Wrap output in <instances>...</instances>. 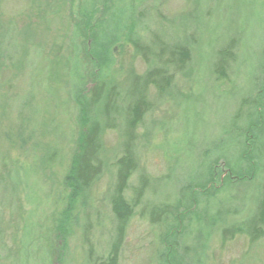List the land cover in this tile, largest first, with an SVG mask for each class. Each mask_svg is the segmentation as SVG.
Instances as JSON below:
<instances>
[{
  "label": "rangeland",
  "instance_id": "374dc122",
  "mask_svg": "<svg viewBox=\"0 0 264 264\" xmlns=\"http://www.w3.org/2000/svg\"><path fill=\"white\" fill-rule=\"evenodd\" d=\"M120 1L0 0V264H98L107 255L114 231L113 163L121 151L132 84L164 68L168 53L180 46L190 50L189 63L162 96L149 91L152 108L137 128L138 167L129 188L140 176L148 187L120 264H154L166 228L151 226L142 215L147 207L179 198L184 170L197 162L222 173L209 185L222 187L221 202L208 197L194 206L197 219L212 210L221 215L210 230L204 264H264V237L250 247L242 237L220 242L224 228L252 219L264 186V17L256 13L261 0H131L134 24L110 48L106 93L115 89L110 115L115 126L106 129L102 118V173L85 193L68 199L64 175L77 136L74 66L84 63L83 74L91 70L92 36ZM230 43L227 79L217 81L212 70L218 52ZM247 100L252 106L242 104ZM259 102L263 106L256 108ZM230 125L237 130L234 140L227 137ZM53 150L50 161L46 156ZM254 155L261 165L253 180L231 177L220 184L229 175L228 160L247 164Z\"/></svg>",
  "mask_w": 264,
  "mask_h": 264
},
{
  "label": "trees",
  "instance_id": "16d2710c",
  "mask_svg": "<svg viewBox=\"0 0 264 264\" xmlns=\"http://www.w3.org/2000/svg\"><path fill=\"white\" fill-rule=\"evenodd\" d=\"M112 10L113 12L106 21L100 24L99 34L95 32L92 36L96 46L94 47L95 50L91 48L88 51V64L91 66V70L83 74L86 67L84 63L74 66L73 70L72 78L75 79L73 86L76 90L72 94V98L78 112L76 118L77 136L71 152L69 167L64 175V183L69 191V200H75L82 193H85L102 173V163L98 156L101 150L102 118L105 119L106 129L112 130L115 126V120L110 117L114 111L112 104L116 102L113 98L115 89L111 88L106 93V82L109 80L108 68L113 62L110 57V48L133 26L132 18L135 15V8L131 4V0H122ZM256 10L257 16L264 17V0L257 3ZM91 12H95V7L91 6ZM90 17L87 15L82 20L85 31L90 27ZM109 33L112 34L114 40L108 38L107 34ZM131 41L134 46H139L137 37H133ZM232 60L233 45L230 43L218 52V58L214 70H212L217 81L227 79V62ZM189 61L190 50L188 48L183 46L175 48L166 56L165 69H154L132 84V100L127 106L123 118L121 151L113 163L115 181L109 206L113 217L114 231L108 253L99 259L98 264H120V253L130 222L135 216L136 209L142 205L147 191L148 181L146 177L140 176L137 184L130 188L129 182L138 167L135 155L137 128L143 123L145 116L152 108L149 101V91L157 92L158 96L169 91L176 74L184 71ZM167 68L170 69V72L167 71ZM85 74L88 76L86 77ZM88 82L89 87H87ZM262 90L264 91V88ZM103 100V114L100 116L98 115V107ZM249 102L247 100L242 104L245 105ZM248 105L252 106L250 103ZM259 106L262 107L263 103L259 102L256 108ZM230 131L227 137L229 140H234L237 130L231 126ZM262 139H264V133ZM215 146L218 150L220 149L219 143ZM56 152V150L51 151L46 158H50L51 161ZM212 153L209 151L207 157ZM256 157L254 155L253 159H250L251 162L247 164L244 162L237 164L228 160L225 167L230 177L229 175L224 177L220 184L222 186L223 183L228 184L231 177L253 180L256 175L255 172H258V166L261 165L256 161L258 158ZM187 168L184 170L186 182L180 190L179 198L147 207L142 215L151 226L163 225L166 228L161 232L158 239L159 247L154 264H204L205 261L201 256L207 247L210 230L221 220V215H216L213 210L207 214V218L203 217V214L200 219H197L199 216L196 214L194 206H198L208 197L213 202L218 201V204L221 202L222 191L220 190L222 187L220 186L221 188L218 189L219 184L217 187L214 186L213 177L217 174L219 179L222 173L215 166L207 165L204 162H197V165L193 166L192 164ZM210 184L214 185L209 186ZM128 191H130L129 195L127 194ZM259 197L256 212L252 219L247 223L224 228L220 236L221 244L242 237L246 240L247 247H250L264 237V186L259 187ZM197 209L202 211L200 207ZM189 239L193 243L192 246ZM90 252L91 248L89 249ZM94 260L98 261L97 259Z\"/></svg>",
  "mask_w": 264,
  "mask_h": 264
}]
</instances>
